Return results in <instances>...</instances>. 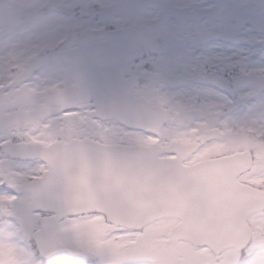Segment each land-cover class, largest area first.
I'll list each match as a JSON object with an SVG mask.
<instances>
[{
	"label": "snow or ice",
	"instance_id": "obj_1",
	"mask_svg": "<svg viewBox=\"0 0 264 264\" xmlns=\"http://www.w3.org/2000/svg\"><path fill=\"white\" fill-rule=\"evenodd\" d=\"M198 7L169 10L184 23L165 62L131 58L142 81L84 49L82 67L115 80L103 106L58 55L57 38L88 32L73 6L31 0L23 26H0V264H264V51L204 65L216 95L166 90L188 78L169 60L193 29L235 26L264 49V0ZM111 102L127 124L102 117Z\"/></svg>",
	"mask_w": 264,
	"mask_h": 264
},
{
	"label": "rangeland",
	"instance_id": "obj_2",
	"mask_svg": "<svg viewBox=\"0 0 264 264\" xmlns=\"http://www.w3.org/2000/svg\"><path fill=\"white\" fill-rule=\"evenodd\" d=\"M143 1H146L148 4L151 2V0H57L59 3H65L67 5L73 6L75 9L78 8L79 10L75 13V20L79 23H85L88 25V30L92 28H99L102 23L94 24V22L91 21H83L78 20L76 17L83 16L81 14L89 15V17H98L96 14L99 12L98 10L94 9L96 6H106V8L111 7V10L106 11V16L108 18V21H111L112 23H115L117 25L120 24H126L127 22H130L129 20H132V23L137 24L139 21L143 22L147 19V17L153 16L147 9L142 10L144 7L139 6L138 4H141ZM31 0H0V26L8 23L11 21L12 23L23 26V21L27 20V17L24 15L21 6L30 3ZM176 4H183V0H175ZM252 5H256L258 3H254L251 1ZM78 6V7H77ZM169 8V6H168ZM142 10V11H141ZM169 10L166 9V18L169 19ZM71 15V13L69 14ZM119 22V23H118ZM99 27H96V26ZM222 27L218 28L216 32L212 35H208L206 33H203L204 37L206 36H216V35H226L225 37L231 36L233 37V40L238 39V35H241V29L235 26H225L224 30H221ZM61 38H57V40H60ZM248 39V38H246ZM259 40L257 37L254 40L248 39L247 44L249 45V48H244L240 51L234 50L233 48L226 49L224 52H222L219 49H213L212 52L216 56L221 57H228L231 53H240L242 54V58L232 62H229V64L233 65H243L248 62H258L260 58L261 53V47H259L256 43ZM68 47V45L66 46ZM64 48V47H63ZM213 60V59H212ZM229 60V59H228ZM168 91H171L172 89H166ZM199 92H204L208 95H215L211 91L206 90H199ZM128 135H135V134H128ZM21 167H27L31 166L28 164L25 165H18ZM2 174V173H0Z\"/></svg>",
	"mask_w": 264,
	"mask_h": 264
},
{
	"label": "flooded vegetation",
	"instance_id": "obj_3",
	"mask_svg": "<svg viewBox=\"0 0 264 264\" xmlns=\"http://www.w3.org/2000/svg\"><path fill=\"white\" fill-rule=\"evenodd\" d=\"M195 1L198 2L200 5H203V6H199L198 8H194V11L201 12L204 16L212 15L211 12L206 10L207 5L211 4V3H208L204 0H187V4L195 5ZM251 1L254 3H258V0H245V2L248 3L249 5H252ZM231 2H233V0H230L229 2H226V3H231ZM177 20H178V23H179L180 28H181L184 21L180 16L177 18ZM188 39L191 41H193V40L197 41V40L201 39V34L199 33V31L193 29L192 35ZM188 39L183 42V44L181 45L182 47L180 48L181 50L179 52H173V54L169 60V62L173 65L174 69L176 67H179L180 69H182L184 72H186L188 74V78H184L183 76H180L175 71H173V74H172L171 80H170V89H172V90L179 89V88H186V89H190L192 91L193 88L195 87V85L193 84V82H194L193 80L197 76L205 78V77L212 74L210 72L202 71L203 67L196 65L202 56H205L207 58V57H209V54L203 55L202 50H200L198 48H183V46L188 41ZM167 50L168 49H160L157 52L147 53V54H145L144 58L149 59L150 57L156 56V57H158L159 61L161 63H163V62H165V60L167 58L165 55ZM139 79L141 81L143 80V74L142 73H139ZM211 89H214V88H211ZM120 130L122 131L121 128H120Z\"/></svg>",
	"mask_w": 264,
	"mask_h": 264
},
{
	"label": "water",
	"instance_id": "obj_4",
	"mask_svg": "<svg viewBox=\"0 0 264 264\" xmlns=\"http://www.w3.org/2000/svg\"><path fill=\"white\" fill-rule=\"evenodd\" d=\"M147 38H148V40H149V42H150V44H152V39H151V36H150V32L149 31H146V32H144L143 33ZM131 37V38H130ZM130 37H128L126 40H129V41H132L133 42V47L134 48H136V47H138V45L140 44V43H144V44H146V41L143 39V35H141V36H138V38H136L135 39V36H130ZM148 47H150V45H147ZM128 47V46H127ZM71 71L74 73V70L73 69H71ZM90 76H92L91 74H90ZM83 78H86V76L85 75H83ZM103 100H100V101H98V102H102ZM126 120V119H125ZM121 122H123V123H125V124H127L128 123V121L126 120V121H121ZM22 160H26V161H33L34 159H23V158H21ZM102 159V158H101Z\"/></svg>",
	"mask_w": 264,
	"mask_h": 264
}]
</instances>
